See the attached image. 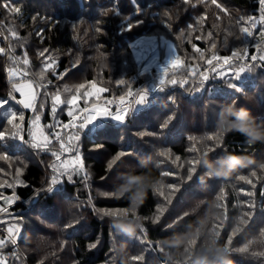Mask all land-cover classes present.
<instances>
[{
  "label": "trees",
  "instance_id": "16d2710c",
  "mask_svg": "<svg viewBox=\"0 0 264 264\" xmlns=\"http://www.w3.org/2000/svg\"><path fill=\"white\" fill-rule=\"evenodd\" d=\"M4 3L22 12L15 15L0 6V48L8 53L0 54V99L14 94L18 100L4 71L15 65L26 73L16 79L32 81L37 92L43 85L38 104L44 106L34 113L14 100L0 109V131L6 133L0 141V205L7 206L4 197L14 201L7 212H0V239L7 237L9 227L21 228L17 244L0 249V264H198L204 257L207 264H264V142H249L240 132L218 126L222 111L234 105L236 111L247 109L255 126L264 129V61L248 59L264 54L259 0H217L226 12L211 0H0ZM240 16L257 18L253 35L241 31L247 24ZM137 20L143 22L126 30ZM141 36L167 39L180 66L144 67L131 46ZM44 49L53 64L47 71L39 55ZM234 52L244 59L233 57ZM25 53L28 65L23 64ZM213 55L219 62L207 63ZM242 66L252 70L235 79ZM162 76L165 84L160 86ZM169 76L175 84L168 82ZM80 84L85 88L77 91ZM100 88L106 91L98 92ZM141 89L148 97L137 105ZM129 90L133 96L127 95ZM56 92L65 103L53 117L51 95ZM73 96L75 104H68ZM121 108L129 110L124 122L103 114ZM93 110L94 123L79 128ZM13 111L24 116L15 137L11 133L17 129L5 122ZM36 115L40 139L60 132L72 145L61 152V160L76 167L79 155L87 179L80 173L52 194L36 196L55 174L51 166H60L51 152L61 151L58 143L50 145L51 151L33 146ZM169 117L168 127H161ZM73 123L67 129L48 127ZM218 131L223 132L220 139H207ZM162 151L168 154L160 156ZM230 154L252 163L227 177H209L204 161L218 166ZM193 166L196 171L189 180ZM129 177L142 178L147 191L138 192L141 185L124 191ZM125 211L128 215H105ZM132 222L139 226L125 234L120 225ZM245 247L247 251H240ZM220 248L226 258L215 254Z\"/></svg>",
  "mask_w": 264,
  "mask_h": 264
},
{
  "label": "snow or ice",
  "instance_id": "6c2138e0",
  "mask_svg": "<svg viewBox=\"0 0 264 264\" xmlns=\"http://www.w3.org/2000/svg\"><path fill=\"white\" fill-rule=\"evenodd\" d=\"M183 2L185 4H190L191 0H183ZM201 2H203V0H201ZM212 4L216 5L217 8L221 9V11H227L226 9H224L221 4L217 3V0H211ZM259 5H260V16L258 17V22L261 26H264V0H259ZM2 7H4L8 12L15 14V15H19L22 12L21 7H15L12 8L10 6L9 3H4L2 5H0ZM136 8L137 14H139V6L135 5L134 6ZM112 11H117V9H112ZM103 15H107L108 12H104L102 13ZM164 15L166 17H168L169 20V27L171 26L170 21H171V16L169 15V13L167 11L164 12ZM240 22L247 24V26L243 27L241 29V31L243 33H245L246 35H253V32L251 31V29L256 28L257 26V18H253L251 16L245 18L244 16H240L239 17ZM143 21L142 20H137L135 21V24H129L128 26H126V30L130 31L131 28L133 26H139ZM199 23V21H198ZM189 28H192V25H189ZM96 32H101L102 29L101 27H96L95 28ZM13 36H16V33L13 32L12 33ZM209 35H211V33H209ZM260 35L262 38H264V31L260 32ZM195 48V46H194ZM212 48H216V45L213 43L212 44ZM48 49H44L43 51L39 52V55L44 59L45 64H44V70L47 71V69L51 68L53 66L52 63H48V56L46 55V53L48 52ZM195 51L199 52L200 50L198 48H195ZM0 54H4V55H8V53L5 52V50L3 48H0ZM135 56L136 59L138 61H150L152 60L155 55H156V49L154 46V43L152 40L148 39V40H144L140 43V45H138L135 49ZM25 58L23 59V64L24 65H28L29 64V60L26 58L27 57V53L24 54ZM233 57L237 58V59H244V56L242 54H238V53H233ZM249 60L255 61V60H259V61H264V54H259L258 56H253V57H248ZM216 60L217 62H219L220 58L213 55L211 57V59H209L207 61V63L212 64V61ZM224 64H229V59L228 58H224L223 60ZM169 65L175 69L178 68L180 66V61L179 58H175L173 60H171L169 62ZM215 67V66H214ZM251 67H245L242 66L239 69V72L235 73V79H239L240 78V73L241 72H245V71H251ZM163 72L165 74L168 73V67H165L163 69ZM9 73L14 77V78H23L26 73L23 71H13V70H9ZM41 78H43V73H40ZM204 79H207V77H204ZM172 84H175L176 81L174 79H172L169 76V81ZM120 84H125L126 82L124 80L119 81ZM186 83V81H185ZM165 84V79L163 78V76L160 78L159 80V85L163 86ZM24 87H27L29 89V92L27 94V96L23 99H19L16 100L15 95H10L8 98L6 99H0V109L4 108L6 105H9L12 101L16 100L17 103H19L23 108L25 109H31L34 113L39 112L40 108H42L44 105L43 104H38V101L44 96V87L43 85L41 86V91L37 92L35 90V84L32 81H29L27 83V85H22V86H17L16 84H13L12 88H13V93H20L22 96H24ZM92 87H95V85L93 84ZM229 87H235V85H233L231 82L229 83ZM85 88L84 84H80L77 87V91L79 89ZM68 89L66 88L65 91H67ZM160 90H163V88L161 87ZM98 92H103L106 91V89L104 88H100L97 89ZM197 91H199V89H197ZM83 95V94H82ZM128 96H133V93L131 92V90L128 91L127 93ZM147 97H148V91L141 89L138 93H136V98H135V103L137 105H142L144 103H146L147 101ZM76 97L73 96L71 100L67 101L68 104H75L76 101ZM120 102L123 103L124 102V97L121 96L120 97ZM65 103V101L61 100V95L59 92H56L55 94L51 95V113L52 116L55 117L56 112H57V106ZM129 110L127 109H121L120 111L116 112L115 115H112V113H109L107 110L104 111V115H109L112 116V118H114L116 121L118 122H124L125 121V117H126V113ZM68 115L70 117H73V121H75V115L74 113L70 110L68 112ZM94 119H95V110H93V114L85 116L84 117V121L79 124V128L83 129L86 128L88 125H91L94 123ZM171 117H169V120H166L161 127L166 128L168 127V123L170 121ZM24 120V116L18 114L17 112L13 111L11 112L6 118H5V122L10 125L12 128L17 129L16 132L11 133L12 136H18L19 135V131L21 130V124L19 123L20 121ZM40 121V116L36 115L34 117V120L32 121V123L34 125H38ZM75 124H56V125H49V128H53V127H61L62 129H67L69 127H74ZM149 133L146 132H142L141 135H148ZM223 135L222 131H218L217 133H215L213 136H209L207 137L208 140H218L221 138V136ZM6 138V133L5 131H0V141L4 140ZM71 139V138H70ZM74 139H79V136H75ZM32 140L34 141L33 146L37 149H43L46 151H51L50 149V145H52L53 143H58L60 146V152H56V151H52L51 154L55 157L56 161L60 162V166L59 168L57 167V165H52V171L55 173L53 176L50 177V180L48 182H46L45 186H42L41 189L36 193V196H39L42 193H47V194H52L54 191L57 190V186L60 185L62 182H74V175H79L80 173H84V178L87 179V173L84 172V164L82 161V158L79 155H76V159H75V164L76 167H68V165L61 160V152H67L69 150V148L72 147V145L69 143H66L64 140V137L61 135L60 132H52L49 135H43L41 137V139L37 140L35 135H33ZM73 151H75V149H73ZM209 151H211V149H209ZM168 153L167 152H160L159 155L160 156H166ZM124 155L123 152H121L120 154H118L117 156H115V158L108 163L107 167L108 169H112L113 165L121 159V157ZM177 159H179L177 157ZM194 165L195 164H199V159H197L196 161L192 162ZM196 168L193 166L189 169V175H188V179L190 180L192 178V174L195 173ZM19 175V173H17ZM165 175H167V173H165ZM252 177L256 176V172L253 171L251 173ZM63 178V179H61ZM240 180L242 181H246L247 183H252L251 179L246 178L245 176H241L239 177ZM9 187H11V185H9ZM170 188H173V186L169 185ZM173 190H175L173 188ZM161 195H163V193H160ZM114 195V194H113ZM6 202V205H0V212H7L8 211V206H10L14 201L12 199H9L7 197L3 198ZM221 199H223V196H221ZM170 202V201H169ZM163 209L162 208H158L157 212L162 215L163 214ZM105 215L107 216H118V215H128V212L125 211L124 213L120 214V213H113V212H106ZM133 215H135V213H133ZM160 216L158 215L156 217V220L153 222H158ZM72 224H68L67 227H72ZM144 229L141 228V233H143ZM7 237L5 239H0V249H3L7 244H11L13 246H15L17 244V239L16 237H18L21 233V228L19 226H12L9 227L7 229ZM229 243H231V238H229ZM96 245L93 244L92 247H95ZM240 251H247V248L245 247L244 249H240ZM261 255H264V253H261ZM136 259V258H134Z\"/></svg>",
  "mask_w": 264,
  "mask_h": 264
},
{
  "label": "clouds",
  "instance_id": "9594fccd",
  "mask_svg": "<svg viewBox=\"0 0 264 264\" xmlns=\"http://www.w3.org/2000/svg\"><path fill=\"white\" fill-rule=\"evenodd\" d=\"M234 117V119H232ZM218 126L226 132H240L246 136L249 142H264V129L258 128L254 124V120L247 109L241 108L236 111L234 105H229L226 110H223L219 119ZM208 168L207 175L209 177H227L233 171L248 167L252 161L244 156L227 155L219 160L218 166L207 160L204 161ZM136 185H141L138 192H146L147 188L143 187L142 178L129 177L127 184L122 186L124 191L131 189ZM135 196V194H134ZM139 225L136 222L121 224L120 228L125 231V234H131ZM215 254L226 258L225 249L214 250ZM198 264H207V257L200 258Z\"/></svg>",
  "mask_w": 264,
  "mask_h": 264
},
{
  "label": "rangeland",
  "instance_id": "374dc122",
  "mask_svg": "<svg viewBox=\"0 0 264 264\" xmlns=\"http://www.w3.org/2000/svg\"><path fill=\"white\" fill-rule=\"evenodd\" d=\"M148 39L153 41L155 49H156V55L150 61H141L142 65L144 67H147L148 65H155V66L163 67L164 65H168L171 60L175 59L174 50H173V47H172L171 43L167 39H164L162 36H141V37H138V38L134 39V41H132V43H131L133 54L135 53L136 47L138 45H140V43L142 41L148 40ZM134 57L136 59L135 54H134ZM9 70L18 71V69H17V67L15 65H7V66H5V69H4L5 76L9 80L11 87L13 86V84H16L17 86L27 85V83L29 82L28 80H19V79L14 78L9 73ZM23 91H24V94H25L24 96H22L20 93L17 92L18 100L25 98L27 96L28 92H29V89L27 87H24ZM93 107H96V106H91L90 108H93ZM121 109H116L114 111H109V113H112V115H115V113L120 111ZM96 114L97 113L95 112V115ZM109 117L112 120H115L114 118H112V116H109ZM36 127H37V125H35L32 128L31 132H32L33 135H35L36 139L38 140V139H40V132H39V130H37Z\"/></svg>",
  "mask_w": 264,
  "mask_h": 264
}]
</instances>
